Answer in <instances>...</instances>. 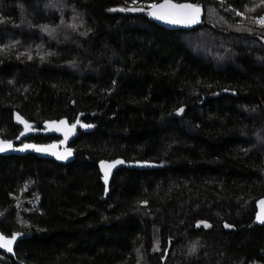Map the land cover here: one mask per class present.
Returning <instances> with one entry per match:
<instances>
[{
	"label": "trees",
	"instance_id": "obj_1",
	"mask_svg": "<svg viewBox=\"0 0 264 264\" xmlns=\"http://www.w3.org/2000/svg\"><path fill=\"white\" fill-rule=\"evenodd\" d=\"M161 1L0 0V137L15 112L96 125L66 165L0 155V231L24 236L0 264H264V0H175L205 11L189 31L150 19ZM119 157L156 167L119 169L104 199L98 163ZM29 181L53 212L20 224L8 199Z\"/></svg>",
	"mask_w": 264,
	"mask_h": 264
},
{
	"label": "water",
	"instance_id": "obj_2",
	"mask_svg": "<svg viewBox=\"0 0 264 264\" xmlns=\"http://www.w3.org/2000/svg\"><path fill=\"white\" fill-rule=\"evenodd\" d=\"M162 2V1H161ZM158 2V3H161ZM173 3L176 4H184V3H191L189 1H182L178 2L175 0H172ZM196 5V4H195ZM198 6V5H197ZM200 7V15L198 17V20L195 24H169L164 21L156 20L155 18L150 17V19L156 23L157 25H160L166 29L169 30H193L203 25L205 20V11L203 7ZM222 93L224 94H235L234 91L231 90H223ZM14 121L16 125L22 127L23 135L20 134V136L14 140V141H7L0 137V142H3L4 144L11 143V148L5 150L4 152H0V155L3 156H9V155H18V156H24L28 154L36 155L39 158H45V159H51L54 160L60 164L66 165L69 164L76 159V150L72 147V143L79 138L84 133L92 132L96 125L89 124L84 121H82L80 118H78L74 123H70L67 119H62L60 121H64L65 123L63 125L60 124V121H53V122H47L44 123L43 126L40 128L38 125H36L33 122L27 121L23 116L19 115L17 112L14 114ZM21 121H25L28 125V128H26L24 123H21ZM75 125V127H73ZM83 125H89L90 127H84ZM59 128L60 130L57 131L56 129ZM71 129V131H68ZM68 131L67 137L65 136V132ZM34 136H56L58 139L54 140L50 143H35L32 141H26L23 142L26 138L34 137ZM24 144H30V145H36L39 148L45 149L44 151H36L33 148H28L24 151H19L20 148L23 147ZM56 145L55 148H51L49 146ZM55 153V154H54ZM58 156H64L66 158L59 159ZM116 161H123V163H115ZM103 164V167H102ZM108 165H114L113 167L109 168ZM98 167L101 173V180L103 185L105 186V193H104V199L109 195L110 192V186L113 179L114 174L121 168H129V169H138V170H149L156 167V164L149 161H126L124 158L119 157L115 159H103L100 160L98 163ZM105 172H107V179L105 181ZM264 200V197L259 199L256 203V214L254 217L253 224L262 226L264 225V205L260 204V201ZM260 216V219L257 217ZM16 239L13 241V244L11 245L12 251L9 252L5 248H0V251L8 256L15 257L16 252V246L20 240L24 238V236L20 233H15ZM12 235V236H13ZM0 236H3L5 239H11L12 236L5 235L2 231H0Z\"/></svg>",
	"mask_w": 264,
	"mask_h": 264
},
{
	"label": "snow or ice",
	"instance_id": "obj_3",
	"mask_svg": "<svg viewBox=\"0 0 264 264\" xmlns=\"http://www.w3.org/2000/svg\"><path fill=\"white\" fill-rule=\"evenodd\" d=\"M135 2V0H134ZM146 8L148 9L147 14L153 18H155L156 20L159 21H164L167 22L169 24H195L198 20V17L200 15V7L195 5V4H191V3H184V4H176L173 3L172 0H162L161 3H150L146 6ZM121 11H132V12H138V11H144V8H137V7H131V8H121ZM237 15H242V13L237 12ZM75 19V17H74ZM256 23H258L259 25H261L262 27H264V16L259 17L256 20ZM71 27H73L75 29L76 25H71ZM43 30L45 32H48L49 35H52V33L55 31L53 30H49L47 28V26L43 27ZM237 31H251L250 28H241V27H237ZM86 33H82V35H84ZM29 59H31V57H29ZM179 112H183V108L178 110ZM21 123H24L26 128H28V125L25 121H21ZM65 122L64 121H60V124L63 125ZM84 127H90L89 125H83ZM73 127H75V125H73ZM57 131H59L60 129L57 128ZM68 131H71V129H69ZM68 131L65 132V136L67 137ZM24 133H21V135H23ZM11 143L8 144H4L3 142H0V152H4L5 150L11 148ZM51 148H55L56 145H51L49 146ZM28 148H33L36 151H44L45 149L39 148L36 145H30V144H24L22 148L19 149V151H24ZM55 154V153H54ZM59 159H64L66 157L64 156H58ZM115 163H123V161H116ZM114 165H108L109 168L113 167ZM103 167V164H102ZM107 179V172H105V181ZM146 203V202H144ZM261 205H264V200L260 201ZM258 219H260V216L257 217ZM264 222V221H262ZM199 226V224L197 225ZM206 227H210V225L205 224ZM225 227H230L229 225L225 224ZM16 239L15 235L12 236L11 239H5L3 236H0V248H5L7 249L9 252L12 251V247L11 245L13 244V241ZM190 251H195V246H193V248Z\"/></svg>",
	"mask_w": 264,
	"mask_h": 264
},
{
	"label": "rangeland",
	"instance_id": "obj_4",
	"mask_svg": "<svg viewBox=\"0 0 264 264\" xmlns=\"http://www.w3.org/2000/svg\"><path fill=\"white\" fill-rule=\"evenodd\" d=\"M261 17V16H257V14L253 15L251 18L254 22H256V20ZM214 15L211 14L210 19L213 20ZM28 24H26L27 26ZM259 25V24H258ZM22 26L24 27L25 24L23 23ZM261 26V25H259ZM262 27V26H261ZM263 31V30H261ZM218 31H216V33L210 32L209 35L215 36L213 38V41L219 45L220 42L222 43V38L218 36ZM245 35H249L250 34H245ZM229 38H231L230 36H227ZM253 37V36H251ZM206 41H209V38H207ZM210 41V42H203V38L202 37H198L196 40H194L193 42H191L192 48L194 50H199V52L206 57H213L214 54H211L210 49L212 50H218L220 48V46H214V42ZM236 42V40H233V43ZM252 45H255L252 43ZM213 47V48H211ZM223 61H220V63H222ZM33 182L29 181L27 183H25L23 186H21L15 194H13L9 199V203L11 205V210L13 213V217L16 221H18L20 224H26L28 221L33 220L35 218H38L40 216L43 215H49L52 214L53 212V208L48 205L44 200L41 199V197L34 192H30V188L32 187Z\"/></svg>",
	"mask_w": 264,
	"mask_h": 264
},
{
	"label": "flooded vegetation",
	"instance_id": "obj_5",
	"mask_svg": "<svg viewBox=\"0 0 264 264\" xmlns=\"http://www.w3.org/2000/svg\"><path fill=\"white\" fill-rule=\"evenodd\" d=\"M27 139H28V138H26V139H25L23 142H26V141H28Z\"/></svg>",
	"mask_w": 264,
	"mask_h": 264
}]
</instances>
